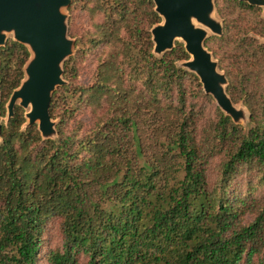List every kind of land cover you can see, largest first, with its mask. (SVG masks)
Instances as JSON below:
<instances>
[{
  "label": "trees",
  "instance_id": "1",
  "mask_svg": "<svg viewBox=\"0 0 264 264\" xmlns=\"http://www.w3.org/2000/svg\"><path fill=\"white\" fill-rule=\"evenodd\" d=\"M214 3L222 35L204 47L244 126L179 67L183 43L154 54L151 0H72L74 54L49 108L56 138L23 130L17 105L2 123L0 264H264L263 9ZM30 58L13 40L0 48L2 118Z\"/></svg>",
  "mask_w": 264,
  "mask_h": 264
},
{
  "label": "water",
  "instance_id": "2",
  "mask_svg": "<svg viewBox=\"0 0 264 264\" xmlns=\"http://www.w3.org/2000/svg\"><path fill=\"white\" fill-rule=\"evenodd\" d=\"M72 0H0V48L7 43V34L13 41L25 46L31 58L27 62L25 79L7 103V122L18 106L30 111L25 114V129L37 125L44 140L57 136L56 123L49 113L52 95L63 81L62 65L73 54L74 41L68 38L67 16L63 9ZM155 12L162 22L151 29L153 52L160 56L174 48L180 39L186 53L191 57L185 62L188 71L194 73L206 95L215 100L217 106L240 125L248 121L245 108L236 109L225 92L227 79L219 72L218 63L204 47L208 30L213 36L222 35V24L213 17L214 0H151ZM252 6L264 8V0H238ZM200 27H197V25ZM1 103V93H0ZM0 112V139H1Z\"/></svg>",
  "mask_w": 264,
  "mask_h": 264
},
{
  "label": "rangeland",
  "instance_id": "3",
  "mask_svg": "<svg viewBox=\"0 0 264 264\" xmlns=\"http://www.w3.org/2000/svg\"><path fill=\"white\" fill-rule=\"evenodd\" d=\"M71 3H72V1H71ZM71 5V4H70ZM70 7V6H69ZM69 7H67L66 9H63L62 10V13L63 14H65L66 16H67V27H68V19H69V14H68V12H67V9L69 8ZM263 9V15H264V8H262ZM79 16H81L83 19H82V24H83V26H84V28H88L89 26L91 27L92 26V24H93V22H92V20L90 19V13L88 12V13H84V12H78L77 13ZM213 17L216 19V20H218L217 19V17H216V15L215 14H213ZM220 21V20H219ZM77 23H78V21H77ZM197 25V27H200V25H198V24H196ZM209 36H213V34L208 30V37ZM207 37V38H208ZM6 38H7V41L8 40H13V35L12 34H7L6 35ZM69 38V37H68ZM70 39V38H69ZM70 40H73V39H70ZM74 41V40H73ZM176 42H180V43H182V41L180 40V39H178ZM175 42V43H176ZM74 44H75V41H74ZM73 54H74V47H73ZM73 54H72V56H73ZM72 56H70L69 58H71ZM69 58H67V59H69ZM190 59H191V57H190ZM66 61V60H65ZM189 61V60H188ZM216 61V60H215ZM93 62H94V55L93 54H90L84 61H83V63H82V65H81V71H80V73H79V75H78V83L80 84V85H83V86H85V87H87L88 86V84H89V81H90V79H91V75H92V71H93ZM185 62H187V61H185ZM185 62H182V63H180L179 64V67L180 68H183V69H186V67H185ZM217 62V61H216ZM62 68H63V65H62ZM187 70V69H186ZM190 72V71H189ZM222 73V72H221ZM62 79H63V77H62ZM63 81L65 82V84L63 85V86H65L67 83H66V81L63 79ZM62 87V86H61ZM59 88V87H58ZM57 88V89H58ZM56 89V90H57ZM9 101V100H8ZM18 103H19V101H17V103H16V105L18 106ZM216 103V102H215ZM217 105V104H216ZM7 106V105H6ZM241 105H235V108L238 110V109H241ZM243 108V107H242ZM23 109V108H22ZM24 111H25V114L27 113V112H29L30 111V107H28L27 109H23ZM7 109H6V117L5 118H2L1 117V123H4V124H6L7 123ZM26 120V123L25 124H27V119H25ZM80 120L82 121V122H84V123H89V121H90V116L88 115V114H86V115H83V116H81L80 117ZM53 121V120H52ZM53 122H55L56 123V121H53ZM24 124V125H25ZM36 125V124H35ZM240 125L242 126H244V125H246V122H243V120L242 121H240ZM37 126V125H36ZM38 128V127H37ZM23 130H25V127L23 126ZM56 138V137H55ZM54 139V138H53ZM41 257H42V255H41Z\"/></svg>",
  "mask_w": 264,
  "mask_h": 264
}]
</instances>
